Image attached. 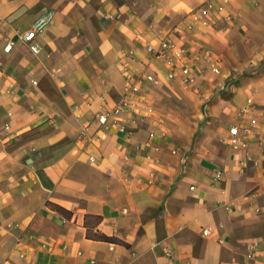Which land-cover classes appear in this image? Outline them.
I'll list each match as a JSON object with an SVG mask.
<instances>
[{"label":"crops","instance_id":"0c3cea01","mask_svg":"<svg viewBox=\"0 0 264 264\" xmlns=\"http://www.w3.org/2000/svg\"><path fill=\"white\" fill-rule=\"evenodd\" d=\"M0 264H264V0H0Z\"/></svg>","mask_w":264,"mask_h":264},{"label":"built area","instance_id":"2783aa9c","mask_svg":"<svg viewBox=\"0 0 264 264\" xmlns=\"http://www.w3.org/2000/svg\"><path fill=\"white\" fill-rule=\"evenodd\" d=\"M223 2H226L227 0H222ZM215 6L213 3L209 2L207 3L204 7L200 8L199 10H201V12L204 15H208L209 12L214 9ZM218 9L220 11H222L224 8V4H220ZM52 14V11H47L44 14H42L33 24V27L30 28L29 30H27L26 32H24V34H22L23 36L22 41L25 43H28L31 45V49L35 52L40 50V45L38 43H34V40L37 36V33L39 31H42V29L45 27V25L48 23V21L50 20V16ZM231 19V16L228 15L227 16V20L229 21ZM12 48V43H10L9 45H7L5 47L6 51H10V49ZM148 51L153 53L154 56L157 57H162L165 59H170V55H169V50H173L174 49V45L171 42L170 39L165 38L163 39L160 48L156 49L152 46H148L147 47ZM207 57L211 58L212 62H213V68L215 71L219 72L220 71V66H219V62L221 59H219L218 57H216L215 55H212L211 52L207 51L206 52ZM184 71L187 73L189 70L188 68H185ZM138 87L136 85H131L128 87L127 89V94H134L137 93ZM250 102H252L251 100H249ZM119 111V109H116L114 111V113H117ZM111 113H104L99 117V122L101 125V133L99 134L100 138H103L105 136V130L108 128V123H109V117H110ZM240 129L238 126L234 127L233 129H231V135H232V142L236 143L237 139L240 135ZM245 131H248L247 127H244ZM92 161H94L93 157L91 158ZM222 171L217 170L216 171V175L218 178H220L222 176ZM210 230H205V233H209Z\"/></svg>","mask_w":264,"mask_h":264},{"label":"trees","instance_id":"16d2710c","mask_svg":"<svg viewBox=\"0 0 264 264\" xmlns=\"http://www.w3.org/2000/svg\"><path fill=\"white\" fill-rule=\"evenodd\" d=\"M89 219H92L96 224H99L100 222H101V220H102V216H100V215H89V216H87ZM87 218V221H86V224H87V226H89V235L90 236H92V237H94V238H101V237H104V238H106V239H111V237H108V236H102L101 234H99V233H97V232H95V233H93L92 231H91V222H90V220Z\"/></svg>","mask_w":264,"mask_h":264}]
</instances>
